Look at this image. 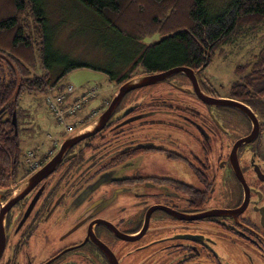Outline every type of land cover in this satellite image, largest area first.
Returning <instances> with one entry per match:
<instances>
[{
    "label": "flooded vegetation",
    "instance_id": "af4514ba",
    "mask_svg": "<svg viewBox=\"0 0 264 264\" xmlns=\"http://www.w3.org/2000/svg\"><path fill=\"white\" fill-rule=\"evenodd\" d=\"M179 65L119 81L96 117L131 77ZM195 70L128 91L34 183L58 148L36 169L0 156V264H264L261 119L256 137L244 111L217 102L238 98ZM23 95L0 107V133L22 144Z\"/></svg>",
    "mask_w": 264,
    "mask_h": 264
},
{
    "label": "trees",
    "instance_id": "16d2710c",
    "mask_svg": "<svg viewBox=\"0 0 264 264\" xmlns=\"http://www.w3.org/2000/svg\"><path fill=\"white\" fill-rule=\"evenodd\" d=\"M94 11L115 33L136 49L127 72H110L122 81L142 66L148 72L174 64L199 69L213 56H223L225 45L258 32L264 25V0H231L214 13L209 0H79ZM44 0H0V107L18 93L61 91L62 79L80 62L54 55L52 31ZM159 36L144 44L147 37ZM169 62H163L165 60ZM144 70V71H145ZM4 74V75H3ZM230 93L253 108L264 130V46L234 68ZM2 127V124H1ZM2 130V129H1ZM5 130V129H4ZM18 139L0 133V156H24Z\"/></svg>",
    "mask_w": 264,
    "mask_h": 264
},
{
    "label": "rangeland",
    "instance_id": "374dc122",
    "mask_svg": "<svg viewBox=\"0 0 264 264\" xmlns=\"http://www.w3.org/2000/svg\"><path fill=\"white\" fill-rule=\"evenodd\" d=\"M231 0H209L214 13L227 8ZM45 9L49 18L52 31V45L55 56L66 57L69 60L82 63L84 66L74 69L65 76L61 83L72 84L76 93H81L88 87L97 86L98 91L89 97L75 116H68L69 122L77 125L89 120L90 117L103 110L106 102L115 92L119 78L110 79L108 71L121 75L130 68L123 69V64L133 59L136 49L143 48L138 44L128 43L108 26L101 17L79 0H44ZM159 39L158 35L147 37L144 44L151 40ZM264 46V25L254 34H248L235 39L225 45L223 56L216 54L209 66L201 71L217 89L225 94H230L231 83L235 80L234 68L237 64L250 59L253 53H257ZM165 60L163 62H169ZM108 70V71H106ZM142 66H138L134 72H141ZM47 92L26 93L20 99L21 124L26 122L28 128L26 141L23 147L26 152L31 147L41 144L49 148L54 140L60 141L67 133L55 121L54 114L46 103ZM188 97V96H187ZM92 109L95 112H92ZM90 116L89 113H91ZM80 120V122H79ZM79 124V125H80ZM41 155L40 153H38Z\"/></svg>",
    "mask_w": 264,
    "mask_h": 264
},
{
    "label": "water",
    "instance_id": "95a60500",
    "mask_svg": "<svg viewBox=\"0 0 264 264\" xmlns=\"http://www.w3.org/2000/svg\"><path fill=\"white\" fill-rule=\"evenodd\" d=\"M206 66L207 63L202 65L199 68V70L204 69ZM177 72H182L189 76H196L198 73L194 68L190 66L179 65L169 70H163L155 73L134 76L128 79L127 81H125L124 83H122V85L118 88L117 92L115 93L111 104L103 111V113H101L97 117L93 118L92 120L88 121L87 123L81 125L80 127L76 128L74 131L67 134L64 137L57 153L30 178L29 180L30 182L28 183L29 184L34 183V181H37L38 179L52 172L61 162L66 151L71 146H73L82 139L89 137L90 135L96 133L101 128H103L106 122L108 121L110 115L113 113L116 105L121 101V99L128 91L142 85L160 81L164 79L166 76H170ZM197 92H199L202 95L200 89H197ZM217 102L220 105L232 106L244 111L252 119V122L254 124L253 135H255L256 137L259 135V133L261 132L260 121L258 115L255 113V111L251 106H249L243 101L233 98H220L217 99ZM15 123H16V119H15Z\"/></svg>",
    "mask_w": 264,
    "mask_h": 264
},
{
    "label": "built area",
    "instance_id": "2783aa9c",
    "mask_svg": "<svg viewBox=\"0 0 264 264\" xmlns=\"http://www.w3.org/2000/svg\"><path fill=\"white\" fill-rule=\"evenodd\" d=\"M98 91L97 87H89L80 96L74 95V86L68 84L66 88L57 93L49 92L46 94V103L54 114V119L67 132L72 131L75 124L67 120L68 116L74 115L83 103ZM95 112V111H94ZM58 140H54L52 146L46 149V154H52ZM26 161L32 169L37 168L40 163L35 150L29 149L26 153Z\"/></svg>",
    "mask_w": 264,
    "mask_h": 264
}]
</instances>
